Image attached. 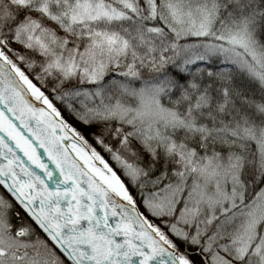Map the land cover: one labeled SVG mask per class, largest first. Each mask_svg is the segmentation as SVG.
I'll use <instances>...</instances> for the list:
<instances>
[{
    "label": "snow or ice",
    "instance_id": "obj_1",
    "mask_svg": "<svg viewBox=\"0 0 264 264\" xmlns=\"http://www.w3.org/2000/svg\"><path fill=\"white\" fill-rule=\"evenodd\" d=\"M0 264H264V0H0Z\"/></svg>",
    "mask_w": 264,
    "mask_h": 264
}]
</instances>
